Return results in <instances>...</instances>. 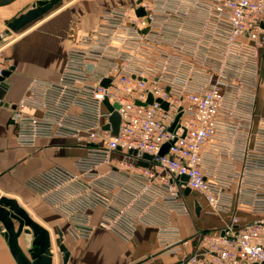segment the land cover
<instances>
[{
	"label": "built area",
	"instance_id": "obj_1",
	"mask_svg": "<svg viewBox=\"0 0 264 264\" xmlns=\"http://www.w3.org/2000/svg\"><path fill=\"white\" fill-rule=\"evenodd\" d=\"M140 7L145 14H137ZM169 14L148 0L105 10L99 25L70 46L58 80L33 81L42 113H13L17 141L72 138L82 153L73 168L56 164L25 185L65 217L74 239L101 227L130 240L138 225H155L169 253L182 241L170 217L191 212L189 187L229 220L198 231L195 249L179 264H264V114L256 106L264 92V0H212L201 39L175 43L172 56L159 48ZM9 68L0 52V76ZM105 99L121 116L117 136L104 128L112 114ZM206 150L228 162L212 169ZM233 183L235 196L226 192ZM241 211L256 218L243 220Z\"/></svg>",
	"mask_w": 264,
	"mask_h": 264
},
{
	"label": "crops",
	"instance_id": "obj_2",
	"mask_svg": "<svg viewBox=\"0 0 264 264\" xmlns=\"http://www.w3.org/2000/svg\"><path fill=\"white\" fill-rule=\"evenodd\" d=\"M133 1L62 0L43 17L20 31L11 32L6 40H0V52H3L10 67H13L10 75L5 78L7 90L4 98L9 100L10 104H0V194L16 198L36 222L50 231L51 239L58 236V231L64 233V243L70 252L66 264L183 263L198 243V231L221 228L229 220V213L212 212L203 194L191 192L186 195L191 212L183 215L172 213L170 217L171 224L178 228L177 237L182 239L176 252L163 251L159 228L155 225H138L130 240H125L114 231L101 227L96 228L89 238L77 240L68 233L65 217L25 185L29 177L56 164L64 167L69 164L70 167L67 168H73V159L76 156L71 160L68 157H61L60 154L64 149L78 147L74 139L64 137H41L31 145L20 144L15 135L13 113L19 109L27 114L41 115V95L39 93L35 95L34 88L30 90L33 81L58 80L65 65L67 51L73 42L81 34L95 29L103 19L105 10L117 6H130ZM148 1L154 7L160 4L170 11V16L164 21L161 30L159 48L163 54L172 56L176 53L174 44L177 42L191 45L201 39L209 24L206 20L207 6L212 0ZM37 2L38 0H16L0 7V23ZM181 55L188 61L189 53L183 52ZM25 97H30L31 101L21 106L20 103ZM256 106L258 113L264 114V92L259 95ZM71 143L74 145H70ZM76 151L78 155L82 153L80 148ZM208 153L209 150L207 165H211L212 169L220 162H224V165L228 162L225 156L220 158L218 155L211 156ZM242 165L241 159L235 162V168L238 170L242 169ZM237 187V184L233 183L226 192L235 196ZM239 215L243 220L256 218L246 211H241ZM27 236L21 234L19 237L22 249L24 248L21 238L23 237L25 242ZM177 237L172 238L175 240ZM51 252L53 264H63L62 252L59 249V254L55 255L52 241ZM0 264H17L1 222Z\"/></svg>",
	"mask_w": 264,
	"mask_h": 264
},
{
	"label": "water",
	"instance_id": "obj_3",
	"mask_svg": "<svg viewBox=\"0 0 264 264\" xmlns=\"http://www.w3.org/2000/svg\"><path fill=\"white\" fill-rule=\"evenodd\" d=\"M16 0H0V7L9 5ZM62 0H38V2L26 9L25 11L19 13L11 20H6V23L9 27L8 31L17 32L32 24L35 20L43 17L50 11H52L57 4H59ZM141 1V0H139ZM138 15L145 14V10L143 7L137 9ZM264 26V22H262ZM146 31V30H145ZM13 67L5 70L3 74L0 76V104L9 105L10 101L5 100L4 96L7 90V83L5 78L8 77L12 71ZM110 82V79L106 78L103 80V85L107 86ZM159 101L162 102L164 107L168 106L166 101H162L158 98ZM152 95L149 96L148 102H152ZM108 107L112 110V114L110 116L111 125H105L104 128H112L111 134L113 136H117L121 116L119 112L113 108L108 102L107 99L104 101ZM118 104H115V107H118ZM181 113H179L173 122L170 130H173L176 123L180 118ZM172 141L166 142L161 148L159 154H165ZM134 155H141L143 158L152 159L153 155L147 153H139L136 150L130 152ZM139 164L147 165V162L142 160H138ZM184 181L187 180L186 175L181 176ZM191 189L187 187L185 189V193L189 194ZM198 211V209H197ZM15 220L19 221V226L16 228ZM0 222L4 228V235L6 240L9 243L10 250L17 262V264H53V254L51 252V233L50 231L42 226L40 223L36 222L28 211L18 202L16 198L8 197L5 195H0ZM21 234L32 236V245L33 247L29 250V256L24 252L22 247L19 244V237ZM59 237V249L62 252L63 264H66L70 255V252L67 246L64 243V233L62 231H58Z\"/></svg>",
	"mask_w": 264,
	"mask_h": 264
},
{
	"label": "rangeland",
	"instance_id": "obj_4",
	"mask_svg": "<svg viewBox=\"0 0 264 264\" xmlns=\"http://www.w3.org/2000/svg\"><path fill=\"white\" fill-rule=\"evenodd\" d=\"M58 5V4H57ZM26 9V8H25ZM20 12V11H19ZM19 12H17V14L19 13ZM21 13V12H20ZM17 14H15V15H13V16H10V18H8L7 20H11V19H13L15 16H17ZM1 25H0V40L2 39V40H6L7 38H9V36L12 34L11 32L12 31H8V29H9V27H8V25H7V23H6V21L4 22H1L0 23ZM8 36V37H7ZM70 145H74V143H71ZM78 149V148H68V149H64V151L60 154V156L62 157H68L69 159H73V157H75V156H77L78 155V151H76V150ZM65 166H67V167H70V165L69 164H67V165H65ZM1 195V194H0ZM15 222V226H16V228H18V226H19V221H17V220H15L14 221ZM4 229V228H3ZM21 240H22V245H23V250H24V252L29 256V248L32 246V236H30V235H28L27 237H26V240H25V242L23 241V237L21 238ZM59 238H58V236L56 237H54L53 239H52V245H53V250H54V252H55V255L57 254H59ZM27 246H28V249H27Z\"/></svg>",
	"mask_w": 264,
	"mask_h": 264
},
{
	"label": "flooded vegetation",
	"instance_id": "obj_5",
	"mask_svg": "<svg viewBox=\"0 0 264 264\" xmlns=\"http://www.w3.org/2000/svg\"><path fill=\"white\" fill-rule=\"evenodd\" d=\"M33 247V245L29 248V250Z\"/></svg>",
	"mask_w": 264,
	"mask_h": 264
},
{
	"label": "bare ground",
	"instance_id": "obj_6",
	"mask_svg": "<svg viewBox=\"0 0 264 264\" xmlns=\"http://www.w3.org/2000/svg\"><path fill=\"white\" fill-rule=\"evenodd\" d=\"M51 241H52V239H51Z\"/></svg>",
	"mask_w": 264,
	"mask_h": 264
}]
</instances>
